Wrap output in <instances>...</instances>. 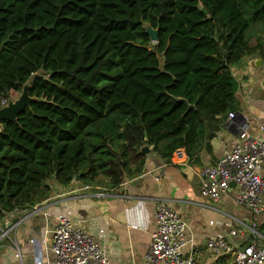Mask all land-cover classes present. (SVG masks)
Returning a JSON list of instances; mask_svg holds the SVG:
<instances>
[{
  "label": "trees",
  "instance_id": "1",
  "mask_svg": "<svg viewBox=\"0 0 264 264\" xmlns=\"http://www.w3.org/2000/svg\"><path fill=\"white\" fill-rule=\"evenodd\" d=\"M255 52L264 0H0V100L24 85L30 98L0 120V217L51 182L110 188L149 152L190 157L235 110L230 67Z\"/></svg>",
  "mask_w": 264,
  "mask_h": 264
},
{
  "label": "crops",
  "instance_id": "2",
  "mask_svg": "<svg viewBox=\"0 0 264 264\" xmlns=\"http://www.w3.org/2000/svg\"><path fill=\"white\" fill-rule=\"evenodd\" d=\"M230 71L237 84L234 115L216 117L217 129L210 136L204 132L190 157L181 149L179 156L171 155L163 161L149 152L141 173L110 188H84L86 184L77 179L64 186L51 182L49 197L34 205V212L14 210L0 217V264H52L40 240L43 232L54 225L56 214L63 211L94 235L102 230L99 243L109 252V264H143L158 201H165L186 222L182 253L190 255L195 264H227L226 256H213L204 246L206 238L216 232L253 221L264 235V209L254 214L237 205L233 184L216 201L199 194V170L215 163L234 143L241 125L252 136L264 137V52L243 57ZM260 171L264 173V158ZM246 238V234L236 235L231 241Z\"/></svg>",
  "mask_w": 264,
  "mask_h": 264
},
{
  "label": "built area",
  "instance_id": "3",
  "mask_svg": "<svg viewBox=\"0 0 264 264\" xmlns=\"http://www.w3.org/2000/svg\"><path fill=\"white\" fill-rule=\"evenodd\" d=\"M7 103L2 98L0 107ZM233 115V112L227 113L228 118ZM258 128L262 129V124ZM180 152L181 149H176L172 155L179 156ZM263 158L264 137L252 136L241 125L234 143L223 150L215 163L199 170V194L216 201L232 183L236 188L235 203L254 214L261 212L264 209V173L260 171ZM34 211L33 206L31 213ZM152 224L143 264H195L190 255L182 253L187 225L174 208L165 201H158L153 209ZM102 234V230L95 235L84 230L63 211L56 214L54 225L43 232L40 242L44 254L51 255L52 264H109V252L99 243ZM244 234L246 239L237 243L231 241L236 235ZM204 246L213 256H226L227 264L264 263V235L253 221L208 236Z\"/></svg>",
  "mask_w": 264,
  "mask_h": 264
},
{
  "label": "water",
  "instance_id": "4",
  "mask_svg": "<svg viewBox=\"0 0 264 264\" xmlns=\"http://www.w3.org/2000/svg\"><path fill=\"white\" fill-rule=\"evenodd\" d=\"M144 30L147 33L149 40L152 42L155 41L156 39L155 29H152L148 25H146ZM22 90H23L22 94L17 99H15L13 102L8 101V103L5 106L0 107V120L4 119V120L14 121L17 114L21 110H23L25 106L29 104L30 98L26 92V85L23 86ZM148 151L149 150L146 147L142 148L141 150L142 153H147Z\"/></svg>",
  "mask_w": 264,
  "mask_h": 264
},
{
  "label": "rangeland",
  "instance_id": "5",
  "mask_svg": "<svg viewBox=\"0 0 264 264\" xmlns=\"http://www.w3.org/2000/svg\"><path fill=\"white\" fill-rule=\"evenodd\" d=\"M254 33V32H253ZM23 89V86L19 89V90H10L7 92V94L5 95V100L8 102V101H11L13 102L15 99H17L21 94H22V90ZM149 148V146H148ZM127 175L124 173L123 171V174H122V178H121V181H124V180H127ZM93 185H101V186H105L106 184H109L110 181H109V178L106 176V175H97L95 177V180L91 182ZM88 186H92L90 184H86Z\"/></svg>",
  "mask_w": 264,
  "mask_h": 264
},
{
  "label": "clouds",
  "instance_id": "6",
  "mask_svg": "<svg viewBox=\"0 0 264 264\" xmlns=\"http://www.w3.org/2000/svg\"><path fill=\"white\" fill-rule=\"evenodd\" d=\"M172 155V154H171Z\"/></svg>",
  "mask_w": 264,
  "mask_h": 264
}]
</instances>
